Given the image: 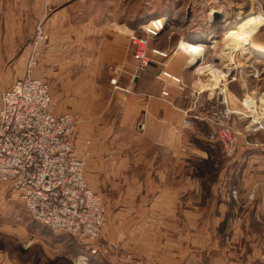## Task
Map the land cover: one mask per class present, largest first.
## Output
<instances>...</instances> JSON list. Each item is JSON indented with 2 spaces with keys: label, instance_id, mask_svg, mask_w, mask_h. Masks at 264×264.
<instances>
[{
  "label": "rangeland",
  "instance_id": "1",
  "mask_svg": "<svg viewBox=\"0 0 264 264\" xmlns=\"http://www.w3.org/2000/svg\"><path fill=\"white\" fill-rule=\"evenodd\" d=\"M12 1L14 0H0V46H2L0 52L3 53L4 48L14 50V55L9 62L6 61L7 58L4 59V56H0V95L14 81L26 74L28 61L33 57L35 65L32 68L31 76L48 85L51 100L55 106V113L68 112L77 116L75 155L84 162L83 169L87 186L100 198L106 224L100 235L92 243L75 239L59 230L44 227L29 218L20 198L11 192L5 183L0 182V264H75L82 256L88 258L87 264H112L113 262L115 264H137L138 258L133 252V238L138 234V224L143 223L142 220L144 219L143 225L146 224L149 228L162 226L157 231L141 232L142 239L153 236L158 241L168 239L174 242L180 240L183 235L180 226L186 222V216H180L177 213L170 220V217L163 216L152 215L138 218V216L131 214L123 215V211L118 206V201L124 196V186L100 185L91 182V178L86 174V166L91 157V140L95 141L98 149L99 141H106L107 146H105L104 153L102 152L104 155V161L102 160L104 168L102 170L108 176L112 175L113 172L111 165H118V158L121 156L125 160L128 159L127 168L121 171V175L127 176L148 175L147 170L128 164V161L131 162L134 159L136 162L133 163L138 164L139 155L144 153L143 158L150 157L157 151L159 163L162 166L168 163L169 152L152 145L149 141L150 138L140 136L138 129L134 133L127 127L137 115L131 106L123 109L124 93L120 89H122L123 83L132 85L136 80L135 78L138 79L139 76L148 73L151 59L166 58L152 53L153 49L167 55L173 47H178L180 40L188 38V36L198 37L200 41L206 42L209 50V53H206L216 54V56L218 54L220 58L228 52H232L235 46L237 53L233 56L235 57L233 62L236 61L234 64L240 68L241 75H243L242 79L240 77L239 80H242L244 98L247 101L263 100L264 60L258 61L252 54L253 50L250 49L254 35L256 40L264 39V21L259 19L261 24L257 26H247L244 22L255 17L264 19V0H230L229 3L227 0L225 2L223 0L216 2L201 0L196 9L183 6L177 8L179 4H186L187 0H167L175 6L171 5L169 8L162 4L165 3L164 0H77L72 5L65 6L53 5L50 0V3L46 2L44 9V19L48 21V24L44 25L45 37L41 39L38 38L37 27L41 26L42 28V25L37 22L26 24V21L19 16L20 10L14 8ZM188 2L191 3L192 0H188ZM192 10L197 19L192 24H186V15ZM156 11L161 12V14L164 11L168 12L172 22L168 19L165 20L166 28L157 37L149 39L147 45L149 63L145 69L138 70V64L131 55L134 47L130 44L129 37L132 33L137 36H144L141 30L143 23L159 18L156 15L152 16ZM212 11L214 12L211 14ZM215 14L219 15L218 19L214 18ZM171 16L178 18L173 19ZM139 20H142L140 24L133 23V21ZM243 24L244 26L238 29ZM236 27L237 32H241H236L237 41L232 42L231 38H227L225 31L227 28ZM102 29H107V32L102 31ZM17 30L18 33H16ZM96 30L98 31L96 32ZM90 31L93 32L90 33ZM207 34L210 35L207 36ZM209 36L212 39H208ZM153 44L158 49L150 46ZM211 47L214 48L210 49ZM181 56L185 58L184 55ZM195 57L197 56L193 55L192 58ZM195 68L197 67L193 69ZM238 68L236 73L239 77L240 73L238 72L240 70ZM249 69L252 70L251 73L248 72ZM164 72L167 73L164 70L160 71L161 79L159 76L151 75L154 79L163 82L164 89L162 92L166 91L163 80L166 78L163 75ZM254 73H256V77H254ZM208 75L209 80H212L210 83L214 86L210 87V84L208 90L207 88L205 90L203 87L200 88V90H204V94H201L204 101L207 102L206 94L214 88L221 91L226 90V88H234V85L227 87L217 79H213L211 74ZM209 80L206 78L208 83ZM198 81L194 79L192 83L194 90H196L195 83ZM246 82L249 92L245 91ZM196 94V101H200L201 96ZM215 95L219 101L222 100V94L219 91H215ZM206 102L204 105L195 102L190 110L195 113L192 116L229 108L241 110L243 107L242 101L236 103V106H233L232 101L231 104H225L221 101L217 108L209 110L210 105ZM244 106H246L245 101ZM197 108L202 109V112L196 113ZM250 120L249 117L237 118L231 115V120L225 122L227 126L242 134L236 136V149L231 157H228L225 152L223 139L209 138V134L215 125L212 120L201 121L188 118V125L184 126L183 124L184 127L192 129H194L195 123L208 124L209 129L201 143H209L213 147L209 148L210 153L205 160L214 158L220 161L218 176L220 177L222 199L224 194L230 195L232 201L238 199L234 180L230 182V175H233L231 180L234 177V169L230 172L229 161L234 159L239 143L246 147L243 157H252L254 160L252 166L260 165L258 174L264 178V146L260 148L250 147L255 143H264V132H246L244 129ZM110 155H112L111 159L109 158ZM198 158L203 159L190 152V165L193 166L192 162ZM198 170L200 174L204 171L207 175L208 171L212 169L199 167ZM237 171L239 172L240 169ZM115 180L117 181L116 178ZM248 198L252 200L253 194H250ZM224 201L221 200L222 204ZM195 203L196 201L190 202L189 207H196ZM238 205L240 206L239 203ZM188 219L191 222L193 218L190 216ZM195 220L197 221L196 217ZM170 223H172L171 228ZM195 224L197 223L195 222ZM115 225L119 227L117 233L112 229V226ZM193 230L196 228L194 227L184 234H187L188 239L196 240V232ZM116 235L120 236L121 239L119 240ZM33 245H37L39 248ZM28 247H30L28 249L29 254L26 253ZM237 249H230L232 262L236 264H259L260 242L255 249L247 247L242 256L238 255L240 252L236 255ZM190 250L194 251L195 248ZM111 257L114 259L113 262H109Z\"/></svg>",
  "mask_w": 264,
  "mask_h": 264
},
{
  "label": "crops",
  "instance_id": "2",
  "mask_svg": "<svg viewBox=\"0 0 264 264\" xmlns=\"http://www.w3.org/2000/svg\"><path fill=\"white\" fill-rule=\"evenodd\" d=\"M76 1L51 0L53 5L58 4L59 6L72 5ZM164 1L165 3L162 4H165L166 8H169L171 5L174 6V4H170L172 2ZM199 1L201 0H192L189 3L187 0L186 4H179L177 8L183 6L196 9ZM216 1L219 0H213V2ZM223 1L225 2V0ZM229 1L227 0V3ZM46 2L50 3V0H14L12 4L14 8L16 7L20 10L19 16L26 21V24L37 22L42 25L43 30L46 32L44 27V25L48 24V21L44 19ZM154 15L163 20H170L168 12L165 11L162 14L156 11L152 16ZM171 17L173 19L178 18ZM195 19H197V16L194 15V11L192 10L186 15L185 23L192 24ZM141 22L142 20L133 21L135 24H140ZM170 22L172 21L170 20ZM101 28L104 27L101 26ZM102 31L107 32V29H102ZM102 31L100 30V32ZM18 32L17 30L16 33ZM92 32L90 31V33ZM225 34L227 38H231L232 42L237 41L236 32H226ZM254 38L255 35L250 50H253L252 54L258 61H263L264 55L258 56L257 50H264V39L256 40ZM208 39H212L211 36ZM178 43H189L192 46H199L193 48L191 51L193 55L197 56L195 58H198L195 65L189 64V60L191 61L195 58L190 59L189 55H184L185 58H183V56L176 52L177 46H175L165 59H151L148 73L139 76L138 79L135 78L136 80L132 85L123 83L122 89H120L124 93L123 109L131 106L137 115L127 127L134 133L138 129L140 136L150 138L149 141L152 145L169 152L168 163L165 166L159 163L157 151L150 157L143 158L144 153L143 155H139L138 164L133 163L134 161L136 162L135 159L131 162L128 161V164L139 166V169L142 170H147L146 173L148 175L143 174L139 177L127 176L121 175V171L127 168L128 159L125 160L121 156L118 158V165H111L113 172L111 173L112 175L108 176L102 170L104 168L102 164L104 161L103 153L105 146H107L106 141L100 140L98 149L95 141L91 140V157L86 166V174L91 178V182L95 184L124 186V196L121 199L122 201H118V206L123 211V215L131 214L138 216V218L152 215L163 216L170 217V220L177 213L180 216H186V222L180 226L183 235L180 240L174 242L168 239L158 241L153 236H149L148 239H142L141 232L157 231L162 226L149 228L146 224L143 225L145 219L142 220L143 223L138 224V234L133 238V252L138 258L137 264H236L230 260L232 258L230 249L238 248L236 255L240 252L238 255L242 256L247 247L255 249L259 242L261 249L259 264H264V178L258 174L260 165L253 167L252 162L254 160H252V157H243L246 147L239 143L234 159L229 161L230 172L234 169V177L231 180L233 175H230V182L234 180L233 183L237 190L236 197L238 199L232 201L233 199L231 200L228 194H224L222 199L219 183L220 177L218 176L220 161L214 158L212 160H205L206 156L210 153L209 148L212 146L209 143H201L209 129L208 124L195 123L194 129L183 126L185 117L192 118V114H195L193 111H190L192 105L195 102H200L201 104H205L206 102L201 94L200 101H196L197 98L192 88L194 79L203 81L201 83L198 82V84L197 82L195 83V87H203V89L208 88L211 84L210 82H212V80H209L208 74H211L213 79H219L220 83L227 85V87L234 85L233 89L235 90L230 88L227 91L228 96H231L233 102H239V94L242 93L243 95L241 80L243 75H241L240 68L234 64L236 61L233 62L235 58L233 56L237 53L236 48L234 46L232 52H228L219 60L218 54L216 56V54L210 55L206 53H209L207 44L200 41L198 37L188 36V38H183ZM150 46L154 47L155 45ZM212 48L214 47L210 49ZM13 55L14 50L12 48H4V52H0V56H4V59L7 58V62L12 59ZM230 59H232V62ZM194 67L197 68L193 69ZM237 68L240 70L238 72L240 73L239 77L236 73ZM161 70L166 71L171 77L181 80L178 84L170 79H163L165 90L168 92V95L165 97L161 94L164 89L163 82L151 76L156 75L161 79ZM251 71L250 69L248 70L250 73ZM240 77L241 81L239 80ZM254 77H256L255 73ZM206 78L209 80V83L206 81ZM246 81L248 82L249 80ZM247 82L245 83V91L249 92L246 87ZM213 86L212 84L210 85V87ZM241 99L246 102L247 109L253 107V100L252 102H247L244 96ZM195 112L201 113L202 109L197 108ZM136 121H139V123H136ZM250 140L252 141L251 138ZM263 146L264 143H255L250 147L260 148ZM143 152L145 151L143 150ZM190 152L194 153L196 157H202L203 159L198 158L194 160L192 162L193 166H191L189 162ZM109 158L111 159L112 155ZM205 166L210 167L212 170H209L207 175L204 171L200 174L198 168L203 167L205 169ZM237 169H240V171L238 172ZM250 194H253L252 200L248 198ZM221 200H225L223 204ZM193 201H196V207L190 208V202ZM190 216L193 218L191 222L188 219ZM185 223L186 225H184ZM169 226L171 228L172 223ZM194 227L196 228V230H193L196 232V240L188 239L187 234L184 233H188ZM112 229L116 233L119 231V227L116 225L112 226ZM117 237L119 240L121 239L120 236ZM235 237L236 239H234ZM33 246L39 248L37 245ZM29 248H26V253L28 254ZM192 248H195V252L190 250ZM113 261L114 259L111 257L109 262ZM112 264L115 263L113 262Z\"/></svg>",
  "mask_w": 264,
  "mask_h": 264
},
{
  "label": "built area",
  "instance_id": "3",
  "mask_svg": "<svg viewBox=\"0 0 264 264\" xmlns=\"http://www.w3.org/2000/svg\"><path fill=\"white\" fill-rule=\"evenodd\" d=\"M166 26L165 20L155 18L142 26L144 36L130 35V44L134 47L131 55L138 64V70L145 69L149 63V39L157 37ZM37 31L39 39L45 37L41 26L37 27ZM152 53L167 57L155 49ZM34 65V58L31 57L26 74L0 95V182L20 198L26 214L34 222L92 243L100 235L106 221L100 198L87 186L84 162L75 155L77 116L68 112L55 113L48 85L31 76ZM163 75L175 83L181 82L168 73ZM195 89L198 95L204 94L205 89ZM228 90L214 88L209 91L206 94V103L210 105L208 109L214 110L221 101L231 104L233 99L228 96ZM215 91L222 94V100L217 99ZM162 95L167 96L168 92L163 91ZM242 96L240 93L238 97L239 102L242 101L241 110L221 109L191 118L213 121L215 125L209 138L223 139L228 157L235 152L236 136L240 134L225 124L231 120V115L251 119L244 129L246 132H264V97L260 101L255 99L253 110H250L244 106ZM236 103L233 102V106ZM183 124L188 125L187 117ZM87 262L88 258L82 256L75 264Z\"/></svg>",
  "mask_w": 264,
  "mask_h": 264
},
{
  "label": "bare ground",
  "instance_id": "4",
  "mask_svg": "<svg viewBox=\"0 0 264 264\" xmlns=\"http://www.w3.org/2000/svg\"><path fill=\"white\" fill-rule=\"evenodd\" d=\"M214 11H212L211 12V14L213 13ZM259 19H261L262 21H264V19L263 18H259V17H255V18H251V19H249V20H247L246 22H244V23H246L247 24V26H257V25H260L261 24V21L259 20ZM250 22V23H249ZM244 26V24L243 25H240L239 27H238V29H241L242 27ZM229 33V32H237V27L236 28H227V30L225 31V33ZM238 32H241V31H238ZM237 32V33H238ZM243 34V33H242ZM196 47H199V46H192L191 44H189V43H180L179 45H178V47H177V53L178 54H181V55H189V58L191 59L192 57H193V54L191 53V51H192V49L193 48H196ZM257 54H259L258 56H262V55H264V50H257ZM221 58L219 57V60H220ZM227 60H229V59H227ZM197 61H198V58H195V59H193V60H189V64L190 65H195L196 63H197ZM230 61L232 62V59H230ZM218 81H219V79H218ZM254 104V103H253ZM250 110H253L252 108L250 109ZM254 120H256L255 118H254Z\"/></svg>",
  "mask_w": 264,
  "mask_h": 264
},
{
  "label": "water",
  "instance_id": "5",
  "mask_svg": "<svg viewBox=\"0 0 264 264\" xmlns=\"http://www.w3.org/2000/svg\"><path fill=\"white\" fill-rule=\"evenodd\" d=\"M214 18L215 19H218L219 18V15L218 14H215Z\"/></svg>",
  "mask_w": 264,
  "mask_h": 264
}]
</instances>
